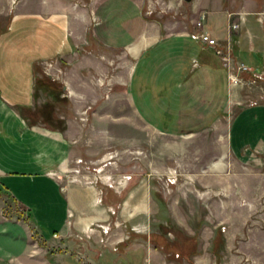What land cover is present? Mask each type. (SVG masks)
<instances>
[{
  "label": "rangeland",
  "instance_id": "374dc122",
  "mask_svg": "<svg viewBox=\"0 0 264 264\" xmlns=\"http://www.w3.org/2000/svg\"><path fill=\"white\" fill-rule=\"evenodd\" d=\"M45 2L93 7L97 15L106 12V20L111 21L139 17L157 23L162 35L166 26H186L188 35L196 41L199 40L192 36L201 30L195 23L205 13L202 29L210 30L218 42L216 47L202 43L219 58L214 74L207 77L212 83L214 106L197 107L192 102V106L186 104L182 109L163 108L161 116L155 103L137 94L135 84L128 86L126 96H122L117 85L112 86L114 81L109 82L117 79L118 71L107 66L106 124L86 121L92 115L90 109H71L65 89L59 96L62 100L56 103L62 105L64 114L68 112L78 121L71 124L69 135L75 138L74 145L79 144L74 151L82 159L75 163L78 157L72 158L75 171L68 174L97 180L110 204L115 201L114 195L119 194L122 199L143 184L144 188L135 195L143 201L145 197L152 198L156 211L149 219L139 214L130 222L119 223L117 228L149 232L152 243L179 264H264V149H253L241 141L239 148L231 150L232 132L239 134L236 138H242L249 130L253 132L252 118L246 115L248 110L264 104V0H0V31L16 12L36 13ZM133 3H138L139 10L134 9ZM232 23L238 26L232 28ZM113 30L118 31L116 27ZM129 35L121 34L118 41L123 42ZM116 51L106 45L107 56L113 57ZM240 63L248 69H239ZM36 68L37 73L44 74L41 65ZM133 94L144 120L159 124L152 127L145 123L132 106ZM46 95L50 100L44 103L54 105L52 96ZM119 100L125 101V107L119 105ZM52 109L54 116V106ZM176 111L182 113V122L168 123ZM123 115L126 118L119 117ZM241 115L245 118L233 128ZM62 120L65 130L67 124ZM102 167L106 170L101 171ZM104 175L106 188L101 183ZM67 178L68 175L63 176L62 181ZM122 180L126 184L118 193L113 185L118 187ZM0 196L5 200L6 213H20L6 194L0 191ZM112 207L107 235L116 229L114 221L120 220L118 204ZM30 222L43 230L46 239L51 238L53 226L58 225L56 219L38 221L32 216ZM101 225L98 226L102 229ZM5 228L9 233L3 240L0 238V254L8 251L23 258L26 228L12 222L6 223ZM138 242L145 244L141 239ZM95 249L86 243L79 256H99ZM144 254H140L141 261Z\"/></svg>",
  "mask_w": 264,
  "mask_h": 264
},
{
  "label": "crops",
  "instance_id": "0c3cea01",
  "mask_svg": "<svg viewBox=\"0 0 264 264\" xmlns=\"http://www.w3.org/2000/svg\"><path fill=\"white\" fill-rule=\"evenodd\" d=\"M133 4L134 9L139 10L138 3ZM95 12L93 7L45 2L36 13L16 12L0 31V191L20 211L6 213L5 200L0 196V238L3 240L9 233L5 228L8 222L23 225L27 232L24 257L7 251L0 254V264H144V261L146 264H179L149 240V232L139 228L130 227L140 235L121 244L128 239L129 232L128 228L119 230V223L130 222L139 214L149 219L156 211L152 198L145 197L143 201L135 195L144 188L143 184L122 199L119 194L114 195L115 201L110 204L97 180L68 174L75 171L72 162L79 156L74 151L79 144L74 145L76 140L69 135L71 124L78 121L75 116L66 114L68 112L64 114L62 105L54 101L51 117L65 119L67 128L60 130L46 125V111L42 106L50 97L41 90L34 94V77L41 75L36 66L41 65L44 74L63 84L71 109H90L92 115L86 121L106 124L107 66L118 71L117 79L109 82L114 81L112 86L117 85L122 96H126L128 86L135 84L137 94L155 103L164 116L163 108L182 109L186 104V107L192 106V102L197 103V107L214 106L212 83L207 77L214 74L219 58L192 39L186 26L180 29L166 26L162 35L155 22L139 17L111 21L106 20V12L102 16ZM115 27L118 31L113 30ZM208 32L214 36L210 30ZM124 33H129V37L118 41ZM106 45L117 50L113 53L115 58L112 54L106 55ZM134 97L133 94L132 106L144 120ZM125 101L119 100V105L125 107ZM177 114L178 111L172 113L173 120L167 122H182V113ZM242 116L237 117L233 128L245 118ZM246 116L252 118L254 131H247L242 138H236L239 134L232 132V151L240 147L241 141H246L253 149L262 146L264 149V104L248 110ZM119 117L126 118L125 115ZM145 123L153 127L156 122ZM80 159L76 158L75 163ZM104 170L106 168L102 167L101 171ZM67 175V180L62 181ZM101 183L106 188V175ZM125 184L122 180L113 188L120 193ZM116 204L120 220L114 221L116 229L107 235L109 232L103 233L98 225L111 226L110 210ZM31 216L38 221L57 220L51 238H44L43 230L30 222ZM55 233L57 236H53ZM86 243L95 247L99 256L96 253L81 259L79 253Z\"/></svg>",
  "mask_w": 264,
  "mask_h": 264
},
{
  "label": "trees",
  "instance_id": "16d2710c",
  "mask_svg": "<svg viewBox=\"0 0 264 264\" xmlns=\"http://www.w3.org/2000/svg\"><path fill=\"white\" fill-rule=\"evenodd\" d=\"M63 85L59 83L57 80L52 79L51 77L41 74V76H35L34 77V94H37L39 90L44 91L52 96L54 99L53 101H60V93L63 92ZM43 111H46V125L54 128H58L60 130H63L64 128V121L59 118H53L51 117L53 112V105H48L45 103L43 106ZM44 116V115H43ZM44 118V117H43ZM45 120V119H44ZM129 228V227H128ZM129 237L127 240L123 241L121 244L125 245L128 242H130L131 238L133 236H139L140 234L134 232L132 229H128ZM151 240V239H150ZM156 246V245H155ZM165 248L164 246L162 247Z\"/></svg>",
  "mask_w": 264,
  "mask_h": 264
},
{
  "label": "built area",
  "instance_id": "2783aa9c",
  "mask_svg": "<svg viewBox=\"0 0 264 264\" xmlns=\"http://www.w3.org/2000/svg\"><path fill=\"white\" fill-rule=\"evenodd\" d=\"M205 20H206L205 13L200 14L196 23H195L196 27L199 29H202ZM237 26H238V24H236V23H232V25H231L232 28H236ZM192 37L197 38L201 43H203L207 46H210V47L218 46L217 39L205 30L199 31L198 34L193 35ZM238 68L241 70H247L248 69V67L246 65H244L243 63H240V66H238ZM101 227H102V230L104 233L108 232V227L106 225H101ZM53 236H57V234H54Z\"/></svg>",
  "mask_w": 264,
  "mask_h": 264
},
{
  "label": "water",
  "instance_id": "95a60500",
  "mask_svg": "<svg viewBox=\"0 0 264 264\" xmlns=\"http://www.w3.org/2000/svg\"><path fill=\"white\" fill-rule=\"evenodd\" d=\"M185 1H190V0H185Z\"/></svg>",
  "mask_w": 264,
  "mask_h": 264
}]
</instances>
